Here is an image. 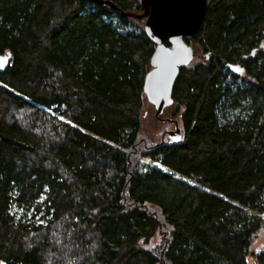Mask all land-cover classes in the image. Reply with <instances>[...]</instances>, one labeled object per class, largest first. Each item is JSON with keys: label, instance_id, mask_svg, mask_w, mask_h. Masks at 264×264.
<instances>
[{"label": "trees", "instance_id": "obj_1", "mask_svg": "<svg viewBox=\"0 0 264 264\" xmlns=\"http://www.w3.org/2000/svg\"><path fill=\"white\" fill-rule=\"evenodd\" d=\"M108 1L0 0V264H264V0L208 1L174 143L142 0Z\"/></svg>", "mask_w": 264, "mask_h": 264}, {"label": "water", "instance_id": "obj_2", "mask_svg": "<svg viewBox=\"0 0 264 264\" xmlns=\"http://www.w3.org/2000/svg\"><path fill=\"white\" fill-rule=\"evenodd\" d=\"M101 5L117 6L108 0H92ZM209 0H142L144 12H128L125 17L144 20L145 33L156 45L151 59L144 90L146 97L159 118L164 110L173 105V89L180 70L188 67L195 58V51L188 39L194 38L204 23ZM10 57L0 55V70H5ZM232 71L239 73L241 66L229 65ZM182 132L176 124L170 143L178 142Z\"/></svg>", "mask_w": 264, "mask_h": 264}, {"label": "rangeland", "instance_id": "obj_3", "mask_svg": "<svg viewBox=\"0 0 264 264\" xmlns=\"http://www.w3.org/2000/svg\"><path fill=\"white\" fill-rule=\"evenodd\" d=\"M138 14H141V13H138ZM140 21H141L140 24L146 23L145 19L144 20L142 19ZM134 29H135L134 27L127 28V30H134ZM192 47L194 48L195 55H196L192 63L197 62V61H202L204 58L202 52L199 49H197L196 46L192 45ZM261 50L264 51V45L261 48ZM5 55L9 56V54H5ZM167 115L166 117L157 118L155 107L151 103H149L148 106L146 107L145 112H144V119H143V131L152 141L158 140L159 138H161L164 135L163 131L166 128L168 129V134L165 138L169 142L172 140V134L175 131V129H174V125L169 126V124L164 122L163 120L164 118H169ZM143 162L145 165L158 166L162 168V165L159 162H150L148 159H143ZM248 212L250 214L255 213L254 211H250V210ZM259 240H262V241H259L256 245V248L253 247V249L255 248L257 250V249L264 247V233L263 235H261V239Z\"/></svg>", "mask_w": 264, "mask_h": 264}]
</instances>
